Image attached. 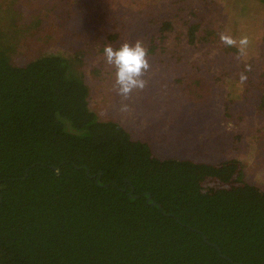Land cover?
Wrapping results in <instances>:
<instances>
[{"label":"trees","instance_id":"obj_1","mask_svg":"<svg viewBox=\"0 0 264 264\" xmlns=\"http://www.w3.org/2000/svg\"><path fill=\"white\" fill-rule=\"evenodd\" d=\"M21 52L0 41V264H264L238 159L157 157L91 110L77 53Z\"/></svg>","mask_w":264,"mask_h":264},{"label":"rangeland","instance_id":"obj_2","mask_svg":"<svg viewBox=\"0 0 264 264\" xmlns=\"http://www.w3.org/2000/svg\"><path fill=\"white\" fill-rule=\"evenodd\" d=\"M0 29V41L22 51L10 57L21 63L46 50L77 53L91 110L157 157L235 158L264 190V0H0ZM137 39L148 51L147 84L122 100L103 48Z\"/></svg>","mask_w":264,"mask_h":264},{"label":"clouds","instance_id":"obj_3","mask_svg":"<svg viewBox=\"0 0 264 264\" xmlns=\"http://www.w3.org/2000/svg\"><path fill=\"white\" fill-rule=\"evenodd\" d=\"M220 40L229 47L237 44L235 39L223 33L220 34ZM247 44V37L239 40L241 52ZM103 55L105 63L115 70L113 90L122 97V100L130 99L134 91H142L146 87L147 80L144 77L150 69V64L148 62V51L141 40L137 39L133 43L124 41L117 48L105 45ZM246 78L244 74L240 75L241 82ZM120 110L127 112L129 107L127 104H122Z\"/></svg>","mask_w":264,"mask_h":264}]
</instances>
